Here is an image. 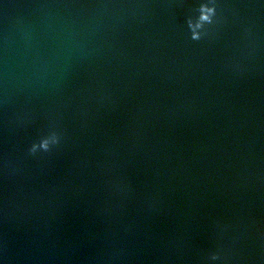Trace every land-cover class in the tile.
<instances>
[{
  "label": "water",
  "instance_id": "water-1",
  "mask_svg": "<svg viewBox=\"0 0 264 264\" xmlns=\"http://www.w3.org/2000/svg\"><path fill=\"white\" fill-rule=\"evenodd\" d=\"M204 2L0 0V264H264V0Z\"/></svg>",
  "mask_w": 264,
  "mask_h": 264
},
{
  "label": "clouds",
  "instance_id": "clouds-1",
  "mask_svg": "<svg viewBox=\"0 0 264 264\" xmlns=\"http://www.w3.org/2000/svg\"><path fill=\"white\" fill-rule=\"evenodd\" d=\"M199 15L195 18L190 17L187 21L191 30V39L200 40L206 34V25L215 22L217 16V5L215 0H206L199 7ZM61 134L58 131H51L48 135L42 137L38 142H34L28 150V154L35 156L39 152H48L53 146L59 145ZM222 255L219 251L213 252L207 258V264H216L221 261Z\"/></svg>",
  "mask_w": 264,
  "mask_h": 264
}]
</instances>
